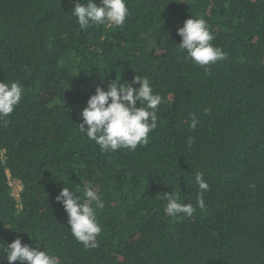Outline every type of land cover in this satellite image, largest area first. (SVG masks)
Listing matches in <instances>:
<instances>
[{"label":"trees","instance_id":"trees-1","mask_svg":"<svg viewBox=\"0 0 264 264\" xmlns=\"http://www.w3.org/2000/svg\"><path fill=\"white\" fill-rule=\"evenodd\" d=\"M74 2L0 0V82L24 90L0 119V264L17 238L61 264H264V0H126L122 26L86 29ZM192 16L226 54L208 73L177 50ZM135 76L162 97L157 127L134 151L102 152L79 114L97 85ZM197 173L205 208L167 214L164 194L196 205ZM77 185L104 203L96 247L56 200Z\"/></svg>","mask_w":264,"mask_h":264},{"label":"clouds","instance_id":"clouds-1","mask_svg":"<svg viewBox=\"0 0 264 264\" xmlns=\"http://www.w3.org/2000/svg\"><path fill=\"white\" fill-rule=\"evenodd\" d=\"M73 4L72 14L81 29L92 24L122 26L129 15L126 0H100L99 5L94 0H76ZM177 34L181 37L177 50L186 53L185 60L204 67L206 73L210 71L208 66L226 58L222 49L213 45L214 34L203 18L192 16L187 19L182 27H178ZM119 81L116 78L105 87L97 85L95 94L90 96L79 114L82 120L78 124L79 131L94 141L102 152H114L120 148L134 151L138 145L148 144L149 133L157 127V111L162 97L154 93L149 79L135 76L126 84ZM134 85L139 87L134 88ZM23 96L24 90L19 82H0V119L11 115ZM197 124L198 120L193 117L190 127L195 128ZM195 180L200 190L196 205L180 202L175 192L164 194L167 214L179 219L181 214L191 217L196 207L205 208L203 193L209 191L210 186L203 173H197ZM79 190L83 192L82 197L77 194ZM56 200L67 213L75 239L86 248L96 247L95 240L102 231L96 209L104 207L96 188L83 186L81 189L77 185V190H74L71 186H63ZM41 249L17 238L6 245L4 252L9 264L16 261L20 264H61L58 256Z\"/></svg>","mask_w":264,"mask_h":264},{"label":"built area","instance_id":"built-area-1","mask_svg":"<svg viewBox=\"0 0 264 264\" xmlns=\"http://www.w3.org/2000/svg\"><path fill=\"white\" fill-rule=\"evenodd\" d=\"M11 185H13V183H11ZM15 185L19 186V190H21V185H19V183L18 184H15ZM16 197L19 199V195H16Z\"/></svg>","mask_w":264,"mask_h":264},{"label":"rangeland","instance_id":"rangeland-1","mask_svg":"<svg viewBox=\"0 0 264 264\" xmlns=\"http://www.w3.org/2000/svg\"><path fill=\"white\" fill-rule=\"evenodd\" d=\"M13 186H14L15 188H18V189H19V186L15 185V184H13Z\"/></svg>","mask_w":264,"mask_h":264}]
</instances>
